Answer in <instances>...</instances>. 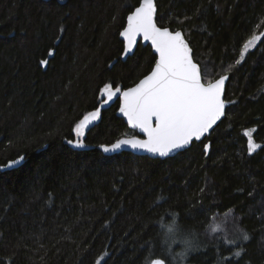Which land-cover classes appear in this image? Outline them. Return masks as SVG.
Listing matches in <instances>:
<instances>
[{"label": "trees", "instance_id": "16d2710c", "mask_svg": "<svg viewBox=\"0 0 264 264\" xmlns=\"http://www.w3.org/2000/svg\"><path fill=\"white\" fill-rule=\"evenodd\" d=\"M156 2L157 23L184 31L205 80L229 75L220 124L167 159L65 142L106 83L126 89L152 70L150 45L122 58L120 33L139 0H0V165L25 155L0 172V264H173L166 211L195 240L182 264H264V0ZM118 107L103 111L86 144L136 134ZM246 129L261 145L251 155ZM241 230L249 239L235 245L215 238Z\"/></svg>", "mask_w": 264, "mask_h": 264}, {"label": "snow or ice", "instance_id": "6c2138e0", "mask_svg": "<svg viewBox=\"0 0 264 264\" xmlns=\"http://www.w3.org/2000/svg\"><path fill=\"white\" fill-rule=\"evenodd\" d=\"M155 14V0H139V6L127 16V25L120 33L125 42L124 55L132 50L137 37L150 41L151 47L158 54L152 70L139 83L125 90L119 87L113 89L110 83H106L100 89L101 107L118 96L119 112L127 117L133 127L145 133L147 138L118 139L110 146L100 145L105 152L117 151L122 146H131L133 149L168 156L188 146L194 139L200 140L226 115L224 84L227 76L221 75L214 82L205 81L203 70L194 61L192 50L182 32L157 26ZM255 40L257 37L254 35L243 45L237 64L244 58L246 51L255 46L253 44ZM101 107L85 115L75 125L73 133L80 139L75 142L70 140L68 143L77 147L84 146L83 137L86 130L99 117ZM254 131L255 129L244 131L248 138L250 155L261 148L260 144L254 142L252 136ZM204 149L207 153L209 145L205 144ZM22 159L21 157L19 160L9 161L8 166L12 167ZM161 199L163 198L158 197L157 201ZM165 215H170L171 220L165 223L162 218L159 222L163 229L164 252L171 254L173 264L177 257L182 264L188 253L194 250V240L180 228L176 213L166 211ZM210 231L216 233V226H211ZM215 238L221 239L225 245H235L237 239L247 241L249 236L241 230L239 233L233 232L231 238L223 236ZM177 246L182 248V251L174 252V247ZM241 254L242 249H237L234 257L238 258ZM102 259L103 257L96 264H101ZM225 259L230 260L232 257H219L218 264H224ZM152 264H166V260L156 259Z\"/></svg>", "mask_w": 264, "mask_h": 264}, {"label": "water", "instance_id": "95a60500", "mask_svg": "<svg viewBox=\"0 0 264 264\" xmlns=\"http://www.w3.org/2000/svg\"><path fill=\"white\" fill-rule=\"evenodd\" d=\"M155 5H156L155 20H156V23H157V2H156V0H155ZM138 6H139V5H138ZM138 6H137V7H138ZM126 25H127V21H126ZM126 25H125V27H126ZM157 26L162 27V26H160L158 23H157ZM125 27H124V28H125ZM124 28H123V29H124ZM162 28H168L169 30L174 31V30H172V29L169 28V27H162ZM175 31H181V32H182V34H183V36H184V39L187 41V43L189 44V46H190V48H191V50H192V56H193L194 61H195V62L200 66V68H201V65H200V64L195 60V58H194V51H193V48H192L190 42L188 41V39H187V37H186L184 31H183L182 29H178V30H175ZM121 38H122V40L124 41V38H123V37H121ZM139 43H142V44H144V45H150V46H151L150 41H145V40H143L142 37H137V42H136V44L134 45V47L132 48V50L129 51V53H128L127 55H124V52H123V55H122L123 60H126L128 57L132 56V55L135 53V51H136V49H137ZM124 48H125V42H124ZM152 49H153V51H154V53H155L154 48H152ZM155 54H156V53H155ZM156 55H157V58H158V54H156ZM201 69H202V68H201ZM148 74H149V73H148ZM148 74H147V75H148ZM202 74H203V73H202ZM225 75L227 76V79H226L225 84H224V99H225V101H226V103H227V107H226V111H227V108H228V106L230 105V101L226 99V97H225V92H226V87H227V84H228V81H229V75H228V74H225ZM141 79H143V78H141ZM141 79H140V80H141ZM217 79H218V78H217ZM140 80H139V81H140ZM139 81H138L137 83H139ZM214 81H215V80H214ZM214 81H213V82H214ZM137 83H136V84H137ZM136 84H134V85H136ZM134 85H133V86H134ZM133 86H131V87H133ZM128 88H130V87H128ZM113 89H115V88H113ZM126 89H127V88H126ZM121 90H125V89H121ZM116 102H119V107H120V100H119L118 96H117V97H114L113 100H112V101H109L108 104L103 105V107H101V103H100V105L98 106V107H101L100 115H99V117L93 122V124L89 127V129L86 130V133H87V132H88V131H89V130H90V129H91V128H92V127H93V126H94V125L100 120V119H101V116H102L103 111L106 110V109H108V108H110V107H111L112 105H114ZM98 107H97V108H98ZM119 107H118V109H117V115L125 120V122L128 124V126H129L130 129L136 131V134H135V135L124 136V137H121V138H119V139H131V138H133V137H136V138L141 139V140L146 139V138H147V137H146V134L143 133L139 128L133 127V126L128 122L127 117H126L123 113L119 112ZM97 108H96V109H97ZM96 109H95V110H96ZM95 110H93V111H95ZM93 111H91V112H93ZM91 112H89V113H91ZM86 115H87V114H86ZM224 117H225V116H224ZM224 117H222V119H223ZM83 118H84V117H83ZM83 118H82V119H83ZM90 119H91V118H90ZM222 119H221L220 121H218L217 124L214 125L213 128L210 129L209 132L205 134L204 137H201L200 140H195V139H194L193 142H194V141H198V142H200V141H202L203 139H205L206 137L210 136V135L212 134V132L215 130V128L220 124V122L222 121ZM86 133H85V135H86ZM85 135H84V136H85ZM83 138H84V137H83ZM77 139H80V137H77L75 140H71V141H74V142H75ZM117 140H118V139H117ZM68 141H70V140H66L65 142H66L70 147H72L73 149H76V150H89V149H94L95 147H97V148H98L99 150H101L105 155H114V154H117V153H121V152H123V151H126V152H132V153H134V154H136V155H140V156H149V157H151V158H160V159H167V158H170V157H175V156L178 155L180 152H183V151L187 150L188 148H190L191 145H192V143H193V142H191L188 146H185L184 148H182V149H180V150H178V151H174V152L170 153L168 156H159L158 154H153V153H150V152H147V151H144V150L133 149L131 146H122V147H121L119 150H117V151H109V152H105V151H103V149H101L100 145H108V146H110L112 143H111V144H100V145H98V146H95V145H89V144H86V143L83 141L84 146H83V147H77V146H74V144H70V143H68ZM114 142H115V141H114ZM114 142H113V143H114ZM21 157H22L23 159L20 160V163L14 165V166H12V167H9V166H8L9 161H8L6 164H4V165H0V172L7 171V170H12V169H15V168L20 167V166H21L22 164H24V162H25V155H22V156H20V157H18V158H16V159L10 160V161H16V160H19ZM156 259H163V258L157 257V258H154L153 260H156ZM153 260H152V261H153ZM152 261H151L149 264H152ZM166 264H167V262H166Z\"/></svg>", "mask_w": 264, "mask_h": 264}, {"label": "rangeland", "instance_id": "374dc122", "mask_svg": "<svg viewBox=\"0 0 264 264\" xmlns=\"http://www.w3.org/2000/svg\"><path fill=\"white\" fill-rule=\"evenodd\" d=\"M205 79V78H204ZM206 81V80H205ZM130 136V135H129ZM193 239V238H192ZM194 240V239H193ZM195 241V240H194ZM169 257H172L171 254H168Z\"/></svg>", "mask_w": 264, "mask_h": 264}, {"label": "clouds", "instance_id": "9594fccd", "mask_svg": "<svg viewBox=\"0 0 264 264\" xmlns=\"http://www.w3.org/2000/svg\"><path fill=\"white\" fill-rule=\"evenodd\" d=\"M195 243V241H193Z\"/></svg>", "mask_w": 264, "mask_h": 264}]
</instances>
